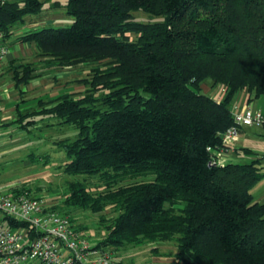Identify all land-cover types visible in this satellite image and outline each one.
Masks as SVG:
<instances>
[{
    "label": "trees",
    "instance_id": "16d2710c",
    "mask_svg": "<svg viewBox=\"0 0 264 264\" xmlns=\"http://www.w3.org/2000/svg\"><path fill=\"white\" fill-rule=\"evenodd\" d=\"M42 5L0 0L2 40ZM64 6L73 18L69 27L43 26L17 40L33 42L44 67L106 62L80 79L83 91L38 99L26 113L17 105V116L3 124L29 130L47 118V126L77 129L73 140L54 142L67 157L60 167L73 176L98 175L104 188L93 192L70 180L61 204L51 208L68 216L75 207L117 212L98 246L173 241V264H264V199L251 192L264 176L260 160L211 165L208 149L220 148L221 133L233 124L234 93L246 89L251 100L264 92V0H67ZM136 10L161 20L136 21ZM7 70L21 94L37 75L34 61L13 59ZM206 78L224 86L221 99L200 91ZM100 90L106 93L96 97ZM144 174L153 177L136 180Z\"/></svg>",
    "mask_w": 264,
    "mask_h": 264
},
{
    "label": "rangeland",
    "instance_id": "374dc122",
    "mask_svg": "<svg viewBox=\"0 0 264 264\" xmlns=\"http://www.w3.org/2000/svg\"><path fill=\"white\" fill-rule=\"evenodd\" d=\"M132 15L139 22H157L161 20L160 16L149 15L141 10L133 11ZM72 21L73 18L71 22L63 23L61 26L69 27ZM24 28L23 31L26 30ZM130 36L135 39L134 34H130ZM37 57L38 55L33 54L28 57L29 60H19L32 61V59ZM40 62L36 65V73L40 72V74H37L31 80L35 86L31 89H29L30 85L22 86L27 89V91L22 90V94L16 89L19 95L16 105L22 108L21 111L25 113L38 107V99H49V97H54L63 92L83 91L85 86L80 82V79L91 77L92 68L98 65L102 66L106 60L55 66L51 67V70H47L50 67H44L42 60ZM1 64L2 61L0 62ZM6 67L7 65L4 68ZM5 72V76L1 77L0 80L3 78V80L9 79V81H12V72L8 70ZM200 91L216 99H221L225 88L222 84H214L210 78H206L200 84ZM105 93V90H100L95 92V95L100 97ZM248 97L249 93L246 89L236 91L229 103V107L233 112L242 110L248 104L254 110L263 108L260 97L251 100ZM16 116L15 112L10 119H6V121L2 119V121H5V124ZM47 122L48 119L44 118L29 130H21L15 122L0 126V187L3 191L10 195H15L22 192L26 193L28 189L30 196L42 198L52 206L61 204L66 184L70 180L79 179L85 182L93 192L102 190L104 181L98 175L73 176L62 171L60 165L67 160L66 153L63 148L57 146L54 142L61 139L73 140L77 137V129L69 124L47 126L45 125ZM247 127L257 126H245L246 130H250ZM243 129L244 126L242 127ZM239 137V147L237 149L240 155L227 158L228 162L245 163L250 162L252 159V153L244 154L242 152L244 133H240ZM262 141L263 145L259 147L261 151L264 149V137ZM258 165L262 167L261 171L264 173L263 158H261ZM152 177L151 174H144L137 177L136 180L145 181L150 180ZM129 180L130 178L127 177L118 182L124 183ZM12 187L19 189V191L11 193L8 190ZM263 191L264 176L251 189L255 200H260L259 196ZM61 210L65 211L66 209L62 208ZM68 212L76 232L91 242H98L105 235L107 232L106 226L117 214L107 205L98 212L79 207L70 208ZM153 247H156V249H153ZM109 250L116 259L123 262H121L122 264H171V255L176 251V244L173 241H159L139 245H124L117 249L109 248Z\"/></svg>",
    "mask_w": 264,
    "mask_h": 264
},
{
    "label": "built area",
    "instance_id": "2783aa9c",
    "mask_svg": "<svg viewBox=\"0 0 264 264\" xmlns=\"http://www.w3.org/2000/svg\"><path fill=\"white\" fill-rule=\"evenodd\" d=\"M3 1V0H1ZM8 45L0 33V62ZM233 124L221 133V147L211 149V165H224L225 155L244 126H264V111L248 104L233 112ZM0 114V125L2 123ZM0 263L3 264H122L108 247L98 246L73 228L68 215L44 199L0 187Z\"/></svg>",
    "mask_w": 264,
    "mask_h": 264
},
{
    "label": "crops",
    "instance_id": "0c3cea01",
    "mask_svg": "<svg viewBox=\"0 0 264 264\" xmlns=\"http://www.w3.org/2000/svg\"><path fill=\"white\" fill-rule=\"evenodd\" d=\"M66 1L67 0H42L43 5L39 13L35 15L31 14L24 16L23 21H21L20 23L16 24L13 27L12 36L7 41L8 52L5 58L2 60V64L0 65V78L5 76L4 74L6 73L5 71L7 70V67L6 68L4 67L8 65L9 61L13 59L29 60L28 57L32 56L33 54L37 55L33 42H19L17 40V36L23 34L24 31L39 29L43 26L62 27L61 25H63V23L71 22L72 17L66 13L64 6ZM55 2H58V4H56ZM23 27H25L24 29L26 30L23 31ZM44 58L45 57L38 56L36 59H32V61H34L35 64L38 65V63H41L40 61L41 60L43 61ZM47 70H51V67L48 68ZM37 74H40V72H38ZM28 85H30L29 89L35 86L33 81H31L26 86ZM25 88L26 87H22V90L27 91V89ZM16 89L17 88L15 87L13 81L11 80L9 81V79L3 80V78L0 80V114L3 120L5 121L6 119L7 120L10 119L13 116V113L17 111L16 103H18L19 95ZM259 97H260V102H262L263 108L261 109L256 108V110L264 111V92ZM21 109L22 108L19 107V110ZM5 121H2V124L0 126H2ZM247 128H249L250 130H246L245 127L243 130L242 128L240 129V133H244V140L242 139V141H244V147H242V152H244V154L252 153L251 160L253 159L261 160V158L264 159V149L262 151L259 150V147L263 145L262 138L264 137V126L247 127ZM238 139L237 141L232 143L231 149L228 150V152L226 153L224 157L225 162H228L227 158L229 157L240 155L237 149V147H239L238 141L240 140ZM259 198L260 200L258 201L264 199V191L260 194ZM170 263L171 264L173 263L172 257Z\"/></svg>",
    "mask_w": 264,
    "mask_h": 264
}]
</instances>
